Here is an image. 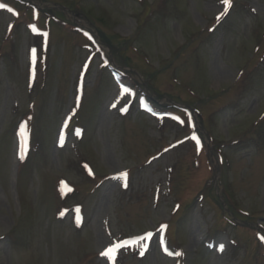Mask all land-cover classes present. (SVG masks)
Segmentation results:
<instances>
[{"label":"rangeland","instance_id":"obj_1","mask_svg":"<svg viewBox=\"0 0 264 264\" xmlns=\"http://www.w3.org/2000/svg\"><path fill=\"white\" fill-rule=\"evenodd\" d=\"M24 1L60 20L0 0V264H264V0Z\"/></svg>","mask_w":264,"mask_h":264},{"label":"trees","instance_id":"obj_2","mask_svg":"<svg viewBox=\"0 0 264 264\" xmlns=\"http://www.w3.org/2000/svg\"><path fill=\"white\" fill-rule=\"evenodd\" d=\"M17 4H19V5H22V6H26V7H29L33 12H37V13H39L40 15H42V16H45V17H47V18H51L52 16H53V18H54V20L55 19H59V16H57L56 14V16H54L52 13H49V12H44V13H42V11H40V10H37L36 8H35V6H33V5H30L29 3H27V2H25L24 0H14ZM48 20H50V19H48ZM60 20V19H59ZM215 29V27H212L211 28V30H214ZM209 31V30H208ZM75 32H78V33H80L79 32V30H75ZM206 32H207V30H206ZM211 32V31H210ZM102 40L104 41V42H107V43H109V45L110 46H112V45H114L113 44V41L108 37V36H106V35H104V37L102 38ZM129 40H127V39H124V40H122V42H121V44L122 45H128L129 44ZM120 44H118V45H114V46H119ZM113 47V46H112ZM120 58V57H119ZM125 63H124V61H123V59H121L120 58V61H118V65L119 66H122V65H124ZM123 67V66H122ZM121 73H123L124 75L126 74V71H124V70H122L121 71ZM120 75V77H122V75L121 74H119ZM243 81V79H241V82ZM152 103V102H151ZM153 104V103H152ZM255 133H257V129H255V130H253L252 131V134H255ZM257 134H259V136H264V131H260V130H258V133ZM252 138V137H251ZM253 139V138H252ZM257 148H259V147H257Z\"/></svg>","mask_w":264,"mask_h":264},{"label":"snow or ice","instance_id":"obj_3","mask_svg":"<svg viewBox=\"0 0 264 264\" xmlns=\"http://www.w3.org/2000/svg\"><path fill=\"white\" fill-rule=\"evenodd\" d=\"M222 3L225 5V9H224V12L222 13V15H225L227 13L228 8L231 6V0H222ZM0 7H2V5H0ZM9 11H11V9H9ZM217 19L219 20L220 17H217ZM33 31L35 32L36 29L33 28ZM32 56H33V61H35V56H36L35 49H33ZM197 145H199V141L198 140H197ZM21 159H23V156H21ZM121 177L126 179L127 173H122ZM261 239H262V241H264V237H261ZM222 250L223 249L221 248V251ZM114 251H115V249L111 248V249H108L107 252L102 253V255L109 256L111 258V253L114 252ZM141 255H143V252H141Z\"/></svg>","mask_w":264,"mask_h":264}]
</instances>
